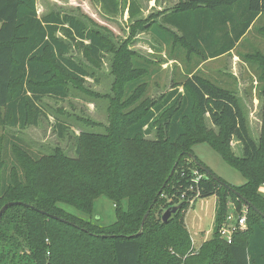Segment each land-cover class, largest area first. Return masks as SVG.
Returning <instances> with one entry per match:
<instances>
[{
    "label": "trees",
    "instance_id": "16d2710c",
    "mask_svg": "<svg viewBox=\"0 0 264 264\" xmlns=\"http://www.w3.org/2000/svg\"><path fill=\"white\" fill-rule=\"evenodd\" d=\"M36 1L0 0L1 127L37 126L43 99L67 97L62 79L88 76L69 56L72 45L94 64L111 51L107 41L74 16L50 12L39 17ZM98 1L106 12H116L115 0ZM176 1L149 33L158 44L184 48L199 63L231 53L255 25L264 37V0ZM252 52L263 99L258 142L248 134L235 91L197 70L189 72L181 91L172 88L158 101L136 107L135 97L145 86L135 77L120 95L128 97L111 109L106 134L78 136L73 158L56 149L38 159L17 138L4 136L0 210L9 203L19 205L8 207L0 218V264H181L179 257L191 247L184 221L190 202L209 196L216 199L213 233L201 252L210 253L209 264H264V196L259 192L264 186V49ZM142 69V63L132 60L133 71ZM204 115L217 131L205 126ZM55 130L64 137L63 124L56 123ZM151 134L154 139H146ZM231 137L241 143V157L233 154ZM198 144H207L245 183L236 187L216 177L193 154ZM100 196L115 209V221L107 226L85 222L62 208L88 216ZM230 201L236 213L245 207L247 214L245 230H236L227 244L218 230ZM177 205L163 223L162 212ZM197 254L182 263L207 259Z\"/></svg>",
    "mask_w": 264,
    "mask_h": 264
},
{
    "label": "rangeland",
    "instance_id": "374dc122",
    "mask_svg": "<svg viewBox=\"0 0 264 264\" xmlns=\"http://www.w3.org/2000/svg\"><path fill=\"white\" fill-rule=\"evenodd\" d=\"M115 1V13L106 12L98 0L36 1L39 17L50 12L61 16H74L107 41L111 51L104 53L101 63L94 64L72 45L69 56L88 72V76L81 81L62 79L68 89L67 97L63 100L43 99L40 106L44 114L39 118L37 126L24 129L0 126V143L7 135L6 140L17 138L18 143L38 159L43 155L53 154L56 149L73 158L78 136L106 134L111 109L121 98L128 97L120 95L125 85L135 77L140 78L145 87L138 91L134 107L143 102H156L172 88L177 87L181 91L185 78L189 79L192 75L189 72L194 73L196 70L203 78L235 91L248 134L254 142H258L263 99L257 78L258 68L255 64L251 65L249 56L253 53L252 49L259 52L264 49V37L256 30L259 25L253 26L243 42L228 55L199 63L194 54L184 48L179 49L178 45L166 47L158 44L149 33V28L154 23H159L160 18L172 9L176 0ZM238 55H244L245 59ZM132 60L142 63L146 70L133 71ZM2 113L3 109L0 108V118ZM203 119L207 128L217 131L208 115H204ZM56 123L65 126L63 138L57 136ZM146 139H154V134L146 136ZM229 144L233 154L241 157V143L231 137ZM192 151L216 177L236 187L245 183V179L226 165L220 155L207 144L195 145ZM22 171L21 167H18L17 175L22 176ZM259 192L264 196V186ZM215 205L214 196L196 199L190 204L184 221L191 239V247L189 253L179 257L182 262L187 257H196L200 252V257L207 259L197 260L198 264H209L210 253L201 252L213 233ZM122 207L125 209L126 204L123 203ZM62 208L83 221L98 226H107L115 221L114 206L104 196L93 202V210L88 216L70 206ZM236 209L232 201L227 204V215L233 217L232 224L237 218L236 215L247 214L245 207L237 213Z\"/></svg>",
    "mask_w": 264,
    "mask_h": 264
},
{
    "label": "built area",
    "instance_id": "2783aa9c",
    "mask_svg": "<svg viewBox=\"0 0 264 264\" xmlns=\"http://www.w3.org/2000/svg\"><path fill=\"white\" fill-rule=\"evenodd\" d=\"M194 202L191 201L190 204ZM234 219V224H232L233 217L228 214L225 221L218 230L219 237L224 240L227 244L231 243L232 235L236 230H243L245 228V216H236Z\"/></svg>",
    "mask_w": 264,
    "mask_h": 264
},
{
    "label": "water",
    "instance_id": "95a60500",
    "mask_svg": "<svg viewBox=\"0 0 264 264\" xmlns=\"http://www.w3.org/2000/svg\"><path fill=\"white\" fill-rule=\"evenodd\" d=\"M191 160H192L193 163H194L198 168H200V169H201L206 175H208V176H213L212 173H211L207 168H205L204 166H202V165H201L199 162H197L194 158L191 157ZM213 178H215V177L213 176ZM13 205H19V203H9V204L4 205V206L1 208V210H0V218H1L2 214L5 212V210H6L8 207H11V206H13ZM27 207H29V206H27ZM179 207H180V205H177V206H173V207L167 208V209L164 211V213L162 214V216H161V220H162V222H163V223L167 222L168 219L170 218V216H171L172 214L176 213V211L178 210ZM30 208H31V207H30ZM36 211H37V210H36ZM38 212L43 213V212H41V211H38ZM148 213H149V210H148V211L145 213V215L143 216L142 223L145 221V219H146ZM50 217L53 218V219H57V220H60V221H61V219H59V218H57V217H55V216H50ZM139 233H140V232H139ZM139 233H138V234H139Z\"/></svg>",
    "mask_w": 264,
    "mask_h": 264
}]
</instances>
